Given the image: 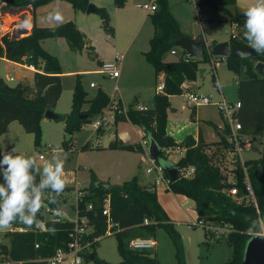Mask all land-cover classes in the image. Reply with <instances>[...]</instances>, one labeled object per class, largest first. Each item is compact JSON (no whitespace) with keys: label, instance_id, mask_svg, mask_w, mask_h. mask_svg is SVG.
Masks as SVG:
<instances>
[{"label":"trees","instance_id":"trees-1","mask_svg":"<svg viewBox=\"0 0 264 264\" xmlns=\"http://www.w3.org/2000/svg\"><path fill=\"white\" fill-rule=\"evenodd\" d=\"M53 1L55 0H0V10L5 12L9 7L26 6L36 9ZM62 1L69 2L76 11L83 12H86L91 3V0ZM126 1L114 0L117 7L124 6ZM202 1L216 6L236 3V0ZM157 4L156 11L151 15L155 32L150 40V50L146 52V57L153 64L156 75L164 74L165 90L155 95L153 107L144 111L130 107L125 113L116 115L115 123L130 121L141 128L148 140L154 139L163 149L170 147L185 149L184 155L176 163L167 164L169 157L165 150L159 157L162 161L158 158L156 162L163 167L167 175L168 169L174 166L181 170L189 167L195 168L192 176H182L181 179L171 182V191L195 202L198 220L204 223L216 222L222 226L228 225V242L233 247V256L227 264H241L246 245L253 237L246 231L249 225L245 218L255 217L257 211L264 213V146L259 159L245 161L246 166L249 167V175L256 195L255 203L245 195L244 174L240 166L238 165L234 170L236 181L228 182L220 165L211 160L208 153L211 150L206 146L209 143L204 141L202 135H199L198 140L188 135L181 143H178L173 136L168 134L170 96L182 94L183 83L186 80H196L200 64L210 60L207 54L202 59L191 58L189 61L182 57L173 61L163 59L166 53L178 47L176 41L185 34L182 33L180 23L171 13L168 1L158 0ZM97 12L101 14L104 28L112 32L108 10L105 7H97ZM235 22L243 29V34L245 19H237ZM55 37H64L70 49L74 51H82L87 45L85 33L74 21H67L56 27H40L34 24L27 36L15 41L10 39L8 33L0 34V57L21 62L22 57L27 55L29 56L27 64L34 65L37 69L34 73L33 85L18 83L11 86L0 78V137L12 122L17 121L27 133L34 134L35 145H40L41 122L45 118L46 111L54 110L57 106L63 92L62 74L64 71L60 62L42 46L43 40ZM198 39L204 40L202 35ZM231 43L240 44L237 41H231ZM8 45H15V48L7 52ZM226 60L228 68L240 78L238 80L239 100L242 106L238 112V118L242 123V133L264 135V78L255 69V62H264V54L259 53L256 57L243 59L228 57ZM111 101L109 94L102 88H99L96 94L89 98L88 92L80 81H77L72 110L70 113L60 115L59 118L65 123L66 133L71 135L69 141L73 140V134L80 130L83 124L92 121L109 106ZM86 104L88 107L84 108ZM195 113L196 109H193V119ZM114 141L110 142L108 148L118 146ZM214 144L229 146L225 138ZM91 145V141L86 143V147H92ZM96 148L103 147L96 146ZM3 153L8 152L0 151V155ZM13 154L21 155L17 152ZM38 180L39 176H37ZM107 196H110L111 215L121 228L115 233L121 261L109 262L100 258L95 251L85 254L86 258L89 259V255L94 254L95 264H159L151 249L133 250L129 247V243L138 237L153 238L157 227L162 225L168 229L175 242L177 264H186L181 236L160 203L157 189L140 184L138 176L120 185L104 183L99 185L95 182L84 196L79 197V216H87L93 227V231L87 235L86 240L105 236L107 223L103 208ZM89 204L93 205L92 209L87 208ZM37 218L40 221L39 227L35 225L28 227L17 222L13 225L24 226L28 230L25 232L7 231L4 234L8 242L2 241L0 244V264H39L35 262V259L52 256L60 247H68L69 233L75 226L74 221L61 218L46 219L42 212ZM146 218L152 222L144 224ZM98 240L93 241L92 246ZM36 244H39L38 248Z\"/></svg>","mask_w":264,"mask_h":264},{"label":"rangeland","instance_id":"rangeland-1","mask_svg":"<svg viewBox=\"0 0 264 264\" xmlns=\"http://www.w3.org/2000/svg\"><path fill=\"white\" fill-rule=\"evenodd\" d=\"M157 1L127 0L124 6L117 7L114 0H92L91 3L96 7H105L108 10L112 32L104 28L100 13L76 11L70 3H65L69 6V11L64 8L63 15L66 13V17L76 19L80 30L86 35L87 45L82 51H74L70 49L64 37L47 38L42 41L43 48L58 59L65 72L62 74L63 92L54 108L55 113L65 115L71 112L77 81H80L88 92L89 98H92L102 86L111 96L114 94V84H117L126 107H130L136 102H142L148 106L154 103L156 87L163 79L160 75H156L153 64L146 57V52L150 50V40L155 32L151 18L154 12L147 11L142 5L157 3ZM167 1L171 13L186 33L196 36L204 34L208 44L235 41L231 37L234 30L232 26L234 20L231 17L236 15L233 9H230L232 14L227 9L220 10L219 6L210 2L195 0L202 7V11L197 13L194 0ZM206 16L212 17L213 20L203 27L200 20ZM8 17L9 15L6 16L7 19ZM29 26L31 27L28 24ZM242 31L243 29L240 27L238 33L241 34ZM23 36L27 35L23 34ZM96 52L99 53L100 58L107 62L113 61L117 54L124 57L121 65L122 76L117 83L107 75L97 72L100 71V64L97 61ZM176 58L177 56L170 52L163 57L165 61ZM201 68L206 71L202 75L199 73L195 85L190 90H184L182 94L172 98V106L175 107L174 112H176L174 114L176 117H174L179 120L180 124L187 125L189 131H195L197 127L198 129L201 127L206 139L220 138L221 140L225 136L218 132L216 125L222 122L217 108L215 106L198 107L197 123H194L193 108H190L186 103L185 94L190 91L212 95L214 100H218L221 95H224L229 102H234L240 98L237 83L240 78L228 68L225 59L219 62V67L216 70L217 75H215V70L210 62L201 63ZM67 71L75 72L67 73ZM9 75L20 76V78L10 81ZM0 78L11 86L18 83L33 85L35 81L33 71L7 62L1 57ZM218 81L220 82L219 86ZM87 107L88 104L84 106V108ZM118 123V138L129 137V141H132L136 149L124 151L130 146L121 140L118 141V146L115 148L86 147L88 140L95 134V129L90 124H83L82 128L73 134V140L70 142L69 136L71 135L66 133L64 121L44 119L41 122L40 145H35L34 134L27 133L23 126L15 121L11 123L7 132L0 139V151L10 149L12 152L15 149L14 152H19L21 155H35L38 161L43 164L50 158L53 148L60 149L62 157L65 158L63 177L66 180V187L59 197V205L49 204L46 193L41 211L45 218L49 219L52 217L45 213L44 206L59 207L62 211L61 219L73 221L77 217L78 196H84L95 182L120 185L131 180L134 175H138L143 178L141 179L143 184H151L149 187H154L152 183L155 182V177L146 172V169L151 165L149 145L143 144V139L140 138L134 125L121 121ZM113 128H116L115 122ZM126 132L127 136L124 135ZM109 134L112 133L107 135ZM239 135L242 139L247 140L240 145L242 160L259 159L262 156L264 135L248 133ZM216 141L206 145L211 150L208 153L211 160L219 163L223 168L225 179L231 180L235 176L231 168L240 164V161L236 160L227 149L221 150L219 145L214 144ZM167 152L168 157L173 160L180 157L175 149H169ZM40 155H43L44 158L40 159ZM159 160L162 161L160 158ZM171 162L169 159L167 164L170 165ZM157 193L170 222L173 223L181 236L186 264H227L232 259L233 247L228 242V230L216 222L189 228V223L199 221L195 202L166 189L164 183L159 184ZM7 231L8 229L2 230L4 234ZM153 239L156 241V246L151 251L158 263L177 264L176 245L168 229L162 225L158 226ZM3 242H8V239L4 237ZM117 244L116 234L106 235L101 237L94 246L91 245L89 252L95 251L100 258L117 263L121 261ZM83 264L95 263L85 257Z\"/></svg>","mask_w":264,"mask_h":264},{"label":"built area","instance_id":"built-area-1","mask_svg":"<svg viewBox=\"0 0 264 264\" xmlns=\"http://www.w3.org/2000/svg\"><path fill=\"white\" fill-rule=\"evenodd\" d=\"M196 11L200 12L201 6L197 4V2L194 0ZM144 9L150 12H155L157 9V4L152 3L148 4L145 3L142 5ZM9 15L8 19L6 16ZM27 21L29 20L30 16L32 15V11H27ZM15 15H12L10 13L2 12L0 10V34H9L10 39L12 40V37L14 35V32L16 29H23L27 30V32H24L26 35L30 32V28H28L25 23L22 25H16L15 24ZM233 26V32H232V39L238 41L240 45L246 46L247 41L244 37L240 36V33H238V30L240 28V25L237 22H234ZM23 34H21V37ZM4 45V44H3ZM215 44L211 43L208 44L207 40H204V55L207 54L209 58V62L212 63L213 68L216 72L217 68L219 67V62L222 59H227V57L222 56H215L212 53L213 46ZM182 50V52H180ZM172 55H179V58H184L186 61H189L191 57L186 50L183 48H174L170 52ZM204 57V56H203ZM29 59V56L25 55L22 57L21 62L24 65L35 67L34 65H28L27 61ZM123 61V56L118 55L113 61L104 62L100 66V73L109 76L110 78H118L121 74V65ZM36 68V67H35ZM217 75V73H216ZM10 81H14L15 77L12 75H9L8 78ZM157 90L159 92H163L165 90V84L162 82L160 85H158ZM186 103L190 108H198L202 106H215L218 110V113L220 114L222 118V122L218 124V132L221 133L224 138H226V141L228 142L229 146H225L223 144L219 145L221 150L227 149L230 154H232L236 160L240 161V164L235 165V167L231 168V171L233 172V179L227 180L228 182H235L236 181V172L234 171L237 166L239 165L240 168L243 171L244 174V184H245V195L247 198H249L250 201H253L256 203L255 198V191L254 187L249 175V167L246 166L245 161L242 160L241 154H240V145L241 143L247 141L245 139H242L240 137V133H242V123L240 122L238 118V112L242 106L240 100H236L234 102H229L227 98L224 95H221V97L218 100H214V97L212 95H206V94H200L195 92H186ZM150 107L145 104H138L136 106V109L144 111L149 109ZM126 110L120 106L119 101H111L109 106H107L100 114H98L96 117H94V120L86 124H90L95 129V137L92 138L91 144L92 146H101L102 141L99 140V138L96 137V133L99 130H108L109 128L112 129V125L115 122V118L117 114L125 113ZM144 145H149L148 140H143ZM171 148L166 149L169 150ZM184 150H180V153ZM169 153V152H167ZM40 159H43L44 156L40 155ZM150 163L151 165L146 169V172L149 175H152L155 177L154 187L158 189L159 184L165 185L166 189L171 190L170 184L173 182L171 178L165 174V170L163 167L157 162L152 159L149 155ZM219 164V163H218ZM220 165V164H219ZM221 167V166H220ZM183 176L190 177L194 174L195 168L189 167L185 169H180ZM221 171L224 174L223 168L221 167ZM77 199V206H76V213L77 217L75 220V226L69 233L70 241L68 243V247H60L56 250V252L49 257L44 258H38L35 259V262L39 264H83L85 259V254L89 252V248H91V245L93 241L98 240L100 238H94V240H86V237L88 234H90L93 231V227L89 221V218L87 216H79V209H78V200ZM188 203V202H186ZM57 207H53L52 205H47V207L44 206L43 210L45 213L49 214L52 218H61V216H55L53 214V210ZM88 209H92L93 205L89 204ZM42 212V211H41ZM43 214V213H42ZM103 215L106 217V223H107V229L105 232L106 235H113L121 230L119 227V224L113 219L111 215V207H110V196H107V198L104 200V208H103ZM152 221L149 218H146L144 220V224H150ZM200 224H205L203 221L199 220L198 222L193 221L192 223L188 224L189 228L197 227ZM223 228L225 230H228V225H223ZM28 229L24 226H12L8 231L10 232H25ZM229 231V230H228ZM4 233L0 231V244L2 243L4 239ZM156 246V241L153 238H135L132 239L129 243V247L133 250H143V249H152ZM39 247V244H36V248Z\"/></svg>","mask_w":264,"mask_h":264},{"label":"clouds","instance_id":"clouds-1","mask_svg":"<svg viewBox=\"0 0 264 264\" xmlns=\"http://www.w3.org/2000/svg\"><path fill=\"white\" fill-rule=\"evenodd\" d=\"M241 11L245 17L243 36L248 47L264 54V0H250ZM42 19L57 26L64 22L59 6ZM217 83L219 86L220 82ZM14 151L0 155V231L10 229L17 222L39 227L37 217L45 194L49 204L59 205V197L66 187L63 177L65 158L60 149L53 148L50 158L43 164L35 155H14ZM53 214L61 216L62 211L57 207ZM245 219L249 225L247 233L264 238V213L257 211L255 217Z\"/></svg>","mask_w":264,"mask_h":264},{"label":"crops","instance_id":"crops-1","mask_svg":"<svg viewBox=\"0 0 264 264\" xmlns=\"http://www.w3.org/2000/svg\"><path fill=\"white\" fill-rule=\"evenodd\" d=\"M91 2H92V0H91ZM66 3V1L64 2V1H62V0H55V1H53V2H51V3H49V4H46V5H43V6H40V7H38V8H36V9H34L33 7V10H32V15L30 16V18H29V20L28 21H26L25 22V25L28 27V24L30 23L31 24V27L29 26L28 28H31V30H32V28H33V25L34 24H36L37 26H40V27H56L57 25H54V24H49V23H47V22H45L43 19H42V17H46L47 16V14H48V12L49 11H51L52 9H54V8H56L57 6H59V9H60V11L61 12H63L64 11V8L65 9H67L68 10V7L69 6H67V4H65ZM69 3V2H68ZM250 3V0H236V3L235 4H230V5H221V6H219V9L220 10H222L223 8L224 9H227L230 13H232V11L230 10V9H233L234 11H235V13H236V15H232V20H234V22L237 20V19H245V17H244V15H243V13H242V11H241V9L243 8V7H245V6H247L248 4ZM155 4H157V3H155ZM199 5V4H198ZM200 6V5H199ZM230 7V8H229ZM69 11V10H68ZM202 11V7H201V10H200V12ZM200 12H197V13H200ZM77 13V12H76ZM63 14V13H62ZM233 14V13H232ZM68 15V14H67ZM70 15V14H69ZM71 16H73L72 15V13H71ZM63 17H64V22L63 23H65V22H67V21H74V22H76V19H71V17H66V13H64V15H63ZM75 18H77V17H75ZM213 20V18L212 17H208V16H206V17H204L203 18V20H200V22H202V26L204 27V25L206 24V23H208V22H210V21H212ZM233 22V21H232ZM62 23V24H63ZM181 26V25H180ZM79 27V26H78ZM31 30H30V32H31ZM181 31H182V33L183 34H185V36H187V37H190V38H193V39H198V37L199 36H196V35H190L189 33H186L183 29H182V26H181ZM29 32V33H30ZM242 35V37H244L243 36V34H242V32H241V34H240V36ZM202 37H203V39L204 40H206V37H205V35L204 34H202ZM204 40H202V41H204ZM236 41V40H235ZM238 42V41H237ZM215 44V43H214ZM217 44V43H216ZM176 48H179V49H181L180 47H176ZM180 52H182V50L180 51ZM97 53V61L99 62V64H100V66L102 65V63H104V62H107L106 60H104V59H102V58H100V55H99V53L98 52H96ZM117 56V55H116ZM116 56H115V58H116ZM177 56V58L176 59H174V60H177L178 58H179V55H176ZM2 59H4V60H6L7 62L9 61V62H11V63H13L14 65H17V66H21V67H23V68H26V69H28V70H31V71H33L34 73L37 71V69L34 67H30V66H27V65H24V64H22V63H19V62H15V61H11V60H9L7 57H1ZM123 59H124V57H123ZM197 59V58H196ZM171 61H173V60H171ZM123 62V61H122ZM201 68V64H200V67H199V69ZM83 71H85V70H83ZM206 71V69L203 71V73ZM73 72H75V71H67V73H73ZM85 72H88V71H85ZM97 72H99L100 73V71H97ZM65 73V72H64ZM216 73H217V71L215 72V75H216ZM160 76H161V78L163 79L162 80V82H164V74L163 73H160L159 74ZM158 75V76H159ZM198 75H199V71H198ZM121 76H122V71H121V74H120V76L118 77V78H116V79H114V78H110L109 76V78L113 81H116V83H117V81L121 78ZM15 78H20V76H18V77H15ZM197 78H198V76H197ZM197 80V79H196ZM196 80H194V81H191V80H186L184 83H183V86H182V88H183V91L184 90H190L194 85H195V83H196ZM162 82H160L158 85H160ZM237 83H238V81H237ZM164 84H165V82H164ZM115 86H114V94H112L110 97H111V100H113V101H119L120 102V105L127 111L130 107H133V108H136V106L138 105V104H144V103H142V102H136V104H132L130 107H126L125 106V103H124V98H123V96L121 95V93H120V89H119V86L117 85V84H114ZM158 85H157V87H158ZM157 87H156V92H155V94H154V97H155V95L156 94H159V93H162V92H159L158 90H157ZM102 88H103V86H102ZM104 89V88H103ZM104 91H106V90H104ZM189 92V91H188ZM107 94H109L108 92H106ZM118 94V95H117ZM174 96H176V95H171L170 96V102H171V108L169 109V111H168V122H167V132H168V134H170L171 136H173L174 138H175V140L178 142V143H181L184 139H185V137L186 136H188V135H192L196 140H198V138H199V135H202V137H203V139H204V141H206V142H213V141H216V139H218V141L220 140V138H214V139H211V140H208V139H206L205 138V135H204V133H203V130L201 129V127L198 129V127L195 129V131H189L188 129H187V125H182V124H180V122H179V120L177 119V118H175L176 116L174 115L176 112H174V110H175V107L174 106H172V98L174 97ZM239 100V99H238ZM58 104V103H57ZM145 105H147L148 106V104H145ZM153 105H154V103L153 104H151V106H149V107H153ZM193 109H195V108H193ZM197 109L198 108H196V113H195V117H194V123H197ZM55 112V111H54ZM175 116V117H174ZM44 119H48V118H44ZM43 119V120H44ZM121 122H126V123H131L130 121H121ZM119 123H116V128H113V125L111 126L112 127V129H108V130H104V129H102V130H99L97 133H96V137L97 138H99V140H101L102 141V147L103 148H108V145L110 144V142L111 141H114V140H116V141H114V142H117V145H118V141L119 140H121V141H125V144L127 145V146H130L129 148H127V150H124V151H126V152H128V151H130V150H128V149H136L135 148V145L132 143V141H129V137H122L121 139H119L118 138V133H117V131H118V129H117V125H118ZM11 125V124H10ZM9 125V126H10ZM131 125H134V124H132L131 123ZM217 126H218V124H216ZM134 127H136L137 128V131H138V134H139V136H140V138L141 139H143V140H148V138H146L145 137V135H144V132L141 130V128L139 127V126H137V125H134ZM9 128V127H8ZM8 130V129H7ZM7 132V131H6ZM5 132V133H6ZM4 133V134H5ZM108 133H112V134H109V135H107ZM3 134V135H4ZM2 135V136H3ZM124 135H126L127 136V132L126 133H124ZM2 136L0 137V139L2 138ZM95 137V134L92 136V138H94ZM70 138H71V136H70ZM92 138H90L88 141H91L92 140ZM217 142V141H216ZM92 146V145H91ZM92 147H95V146H92ZM138 148V147H137ZM171 149H175V151L176 152H178L179 153V155H180V157H179V159L184 155V153H185V149L184 148H182V147H170ZM166 149H168V148H165V149H163V151L165 150L166 151ZM180 150H184L183 152H181L180 153ZM2 152H11V150L10 149H3L2 150ZM17 153H19V152H17ZM172 162H174V163H176L179 159H177V160H173L171 157L169 158ZM134 176H138V175H134ZM133 176V177H134ZM152 176V175H151ZM138 178H139V182H140V184H142V185H145V186H150L149 184H143L142 183V181H141V179H143V178H141V177H139L138 176ZM102 184V183H101ZM152 185H154V182L152 183ZM157 191H158V189H157ZM183 197H185V198H187V199H190V198H188V197H186V196H184V195H182Z\"/></svg>","mask_w":264,"mask_h":264},{"label":"water","instance_id":"water-1","mask_svg":"<svg viewBox=\"0 0 264 264\" xmlns=\"http://www.w3.org/2000/svg\"><path fill=\"white\" fill-rule=\"evenodd\" d=\"M32 6H26L22 8L9 7L6 13L17 16L15 19V24H24L27 21L28 15L27 11H32ZM87 13L97 12V7L90 3ZM27 32V30L16 29L12 40H18L21 38V34ZM176 45L183 48L188 52L191 57L202 59L204 56V41L200 39H193L184 36L176 41ZM15 48V45H8L6 48L7 52H11ZM213 55L222 57H232L234 59L252 58L259 55L256 51L250 49L249 47L231 43L229 41L220 42L213 46ZM255 69L259 75L264 78V62H255ZM204 68L199 69V73L202 75ZM86 116V115H85ZM45 117L48 119H59L60 115L55 113L54 110H47ZM69 136V135H68ZM70 138V136H69ZM149 155L155 161L162 155L163 148H161L154 139H149ZM169 177L172 181H177L182 178V173L180 169L176 166L168 169ZM101 185V183H99ZM94 254L89 255L90 260H94ZM241 264H264V238L260 236H253L247 243L245 248L244 258Z\"/></svg>","mask_w":264,"mask_h":264},{"label":"bare ground","instance_id":"bare-ground-1","mask_svg":"<svg viewBox=\"0 0 264 264\" xmlns=\"http://www.w3.org/2000/svg\"><path fill=\"white\" fill-rule=\"evenodd\" d=\"M17 17V16H16ZM16 25H22V24H16ZM29 25H31L30 23H29ZM22 34H25V33H22ZM21 36V35H20ZM188 53V52H187ZM149 141V140H148ZM149 144H150V141H149ZM168 176H169V174H168ZM172 180V179H171Z\"/></svg>","mask_w":264,"mask_h":264}]
</instances>
